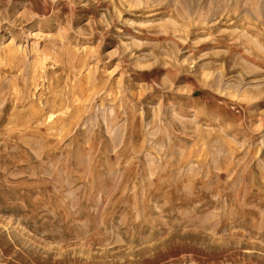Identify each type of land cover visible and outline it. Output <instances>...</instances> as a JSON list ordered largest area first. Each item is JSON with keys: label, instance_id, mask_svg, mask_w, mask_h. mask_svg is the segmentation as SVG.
Returning a JSON list of instances; mask_svg holds the SVG:
<instances>
[{"label": "rangeland", "instance_id": "1", "mask_svg": "<svg viewBox=\"0 0 264 264\" xmlns=\"http://www.w3.org/2000/svg\"><path fill=\"white\" fill-rule=\"evenodd\" d=\"M0 264H264V0H0Z\"/></svg>", "mask_w": 264, "mask_h": 264}]
</instances>
